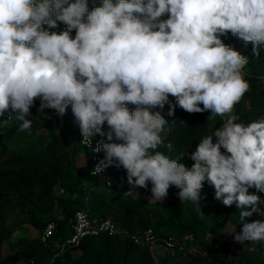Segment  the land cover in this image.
<instances>
[{
	"label": "clouds",
	"instance_id": "1",
	"mask_svg": "<svg viewBox=\"0 0 264 264\" xmlns=\"http://www.w3.org/2000/svg\"><path fill=\"white\" fill-rule=\"evenodd\" d=\"M91 3L90 10L89 0H0V117L11 110L22 122L18 131L30 132L26 117L36 99L38 111L54 109L60 116L70 104L82 143L90 146L96 134L110 141L94 149L106 156L93 176L115 159L133 189L151 182L150 201L163 200L175 186L180 200L197 207L207 181L215 199L236 204L241 221L252 216L260 197L248 190L264 192V120L244 124L229 116L200 140L188 168L157 151L168 122L152 109L163 108L172 96L170 116L177 106L190 114L231 113L250 90L242 73L248 59L220 37L230 32L259 56L264 0ZM59 23L63 30L51 31ZM235 239L264 241V222L243 223Z\"/></svg>",
	"mask_w": 264,
	"mask_h": 264
},
{
	"label": "trees",
	"instance_id": "2",
	"mask_svg": "<svg viewBox=\"0 0 264 264\" xmlns=\"http://www.w3.org/2000/svg\"><path fill=\"white\" fill-rule=\"evenodd\" d=\"M91 2L99 4L100 0H89L90 10ZM220 38L248 59L242 73L250 90L232 112L223 116H213L210 111L190 114L177 106L170 116V105L176 103L172 96L163 108L152 109L168 122L157 151L188 168L194 163L190 154L200 140L222 127L229 116H237L236 122L244 124L264 120V46L254 56L251 43L245 45L230 32ZM39 105L36 99L26 117L32 121L30 132L18 131L22 122L15 113L11 122H0V264H264V241H247L246 254L238 260L233 244L224 240L228 225L242 234L243 223L264 222V192L248 190L260 197L258 211L241 221L236 204L225 206L215 199V189L207 181L200 192L199 208L190 200H180V189L175 186H170L166 198L153 202L135 195L138 188L128 183L127 170L114 159L108 167L113 183L107 187L91 174L90 151L83 146L71 105L62 119L51 118L47 109L38 111ZM128 107L134 109L135 105ZM169 128L171 132H167ZM102 129H109L106 122ZM168 143L173 145L171 150ZM151 187L149 182L141 189L150 192ZM130 190L132 195H127ZM79 210L92 218L110 219L133 235L152 229L159 238L193 236L195 252L160 258L125 235L102 233L85 238L79 255L67 251L51 262L59 244L71 236ZM50 223L56 225V233L43 244L40 236ZM6 245L8 251L4 252Z\"/></svg>",
	"mask_w": 264,
	"mask_h": 264
},
{
	"label": "built area",
	"instance_id": "3",
	"mask_svg": "<svg viewBox=\"0 0 264 264\" xmlns=\"http://www.w3.org/2000/svg\"><path fill=\"white\" fill-rule=\"evenodd\" d=\"M64 28V25H59L56 29H51V31L60 32ZM73 38L75 36V30L70 34ZM243 72V70H242ZM49 116L53 119H62L65 117L66 112L63 116H60L56 110L47 109ZM14 113H11V110L5 112L3 117H0V122H11L13 120ZM105 133L110 131V129H102ZM99 141L110 142L107 140L106 136H100L96 134L91 142V145L83 143V146L87 148L89 152V161L91 164V173L93 168L101 161L105 159L106 153L101 150L100 152H95L94 149L97 147ZM111 142H121L116 141L115 139ZM95 177L100 178L107 187L112 186V174L109 168H105L101 173L95 175ZM56 233V225L54 223L48 224L43 233L40 236V240L43 244H47L49 239ZM102 233H107L110 235H125L129 237L135 244L149 247V249L155 252H164L171 257H175L179 252L186 251L191 252V249H188V246L194 242L193 236L185 237L183 239L177 237H166L159 238L155 235L152 229L147 230L142 235H133L128 230L120 229L113 221L110 219H96L92 218L86 211L79 210L75 214V222L72 228V234L69 238L59 244V251L54 256L51 262L54 259L67 252L73 251L74 253L79 252V247L82 241L89 236H96ZM188 241L190 244H188Z\"/></svg>",
	"mask_w": 264,
	"mask_h": 264
},
{
	"label": "rangeland",
	"instance_id": "4",
	"mask_svg": "<svg viewBox=\"0 0 264 264\" xmlns=\"http://www.w3.org/2000/svg\"><path fill=\"white\" fill-rule=\"evenodd\" d=\"M164 17H167V15H165ZM135 195L136 196H141V197H143L145 199L150 200V198L152 196V193H151V191L150 192H146L145 190H143L141 188H138ZM152 201L154 202L155 200H152ZM239 234H241V233L238 232L235 229V227L232 226V225H228L226 227V229H225V232H224V240H227V241H229L230 243L233 244V248H234V254L233 255H234L235 259H238V260L245 256L246 249H247V246H248L247 240H245L243 242H240V241H237L235 239V236L236 235H239ZM33 236H37V234L36 235L34 234ZM196 245H197V242L195 243V245L194 244L189 245L188 246V249H191L192 251L191 252H188V250H186L183 255L186 256V255H188L190 253L191 254L194 253L195 252ZM7 251H8V246L6 245L4 247V252H7ZM155 254L158 255L160 258H164V257L167 256V254L164 253V252H162V251L155 252ZM77 255H79V252H78Z\"/></svg>",
	"mask_w": 264,
	"mask_h": 264
}]
</instances>
